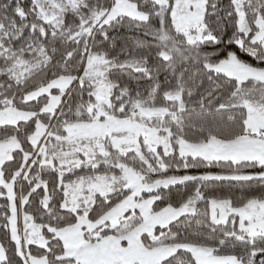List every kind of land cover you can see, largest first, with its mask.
Masks as SVG:
<instances>
[{
    "label": "snow or ice",
    "instance_id": "obj_1",
    "mask_svg": "<svg viewBox=\"0 0 264 264\" xmlns=\"http://www.w3.org/2000/svg\"><path fill=\"white\" fill-rule=\"evenodd\" d=\"M0 264H264V0H0Z\"/></svg>",
    "mask_w": 264,
    "mask_h": 264
},
{
    "label": "trees",
    "instance_id": "obj_2",
    "mask_svg": "<svg viewBox=\"0 0 264 264\" xmlns=\"http://www.w3.org/2000/svg\"><path fill=\"white\" fill-rule=\"evenodd\" d=\"M225 2H227V0H225ZM135 35L134 33H129L127 31H123L121 34L117 35V38H116V51H119L120 48L122 46H124L126 43H130L134 38H135ZM144 39H151L149 37H144ZM243 55V54H241ZM194 71V69H193ZM161 79L163 80V76L161 77ZM142 91H144V94L146 95L147 94V91L146 89H142ZM213 171H216V169H213Z\"/></svg>",
    "mask_w": 264,
    "mask_h": 264
}]
</instances>
